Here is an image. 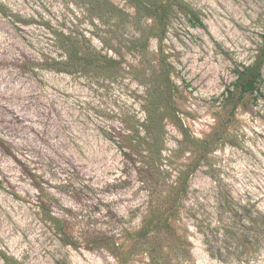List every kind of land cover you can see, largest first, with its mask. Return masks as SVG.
I'll list each match as a JSON object with an SVG mask.
<instances>
[{
	"label": "rangeland",
	"instance_id": "rangeland-1",
	"mask_svg": "<svg viewBox=\"0 0 264 264\" xmlns=\"http://www.w3.org/2000/svg\"><path fill=\"white\" fill-rule=\"evenodd\" d=\"M90 1L0 0V264H117L102 239L123 242L149 214L154 187L177 176L174 165L196 158L168 117L160 163L145 165L126 146V122L145 117L134 75L146 65L125 46L132 26L110 33ZM111 1L134 12L127 0ZM186 1L205 26L176 16L162 44L174 66L178 115L193 136L218 128L223 138L191 177L177 223L188 256L168 251L169 262L264 264V82L263 95L247 97L234 114L222 95L234 68L251 63L262 43L264 0ZM76 36L116 57L117 68L89 75L48 67L65 59L58 37ZM149 46L156 63L159 44L151 38ZM224 196L233 201V239L222 232L207 244L198 225L216 223ZM45 204L66 221L75 245L46 219ZM128 264L150 259L137 253Z\"/></svg>",
	"mask_w": 264,
	"mask_h": 264
},
{
	"label": "trees",
	"instance_id": "trees-1",
	"mask_svg": "<svg viewBox=\"0 0 264 264\" xmlns=\"http://www.w3.org/2000/svg\"><path fill=\"white\" fill-rule=\"evenodd\" d=\"M134 8L131 14L116 6L111 0H91L89 10L109 27L110 33H121L122 29L132 26V35L126 39L128 51L138 53L146 66L139 67L135 73V79L144 87L142 107L145 113L144 119L128 120L126 122L127 147L141 155L145 165L148 161L152 164L160 163L163 159V140L165 135L164 118L171 119L180 130L184 143L195 148L196 158L180 163L181 167L173 166L177 170V176L163 187H154L156 191L155 201L150 205L149 214L143 219L136 230L125 231L124 241L115 242L114 238L102 239V246L108 249L117 259V264H128L133 255L137 253L147 254L150 264H170L169 252L177 254L184 259L187 249L184 246L183 235L179 233L177 223L182 219V210L190 188V180L199 168L206 155L214 151L216 143L223 138L217 128L216 132L207 138H197L192 135L189 127L182 117L178 115L175 103L177 85L172 79L174 66L168 61V55L162 48L167 36L168 28L176 16L184 15L191 26L204 27V21L199 12L186 0H127ZM2 12V9L0 8ZM151 19V25H147ZM154 38L158 46V61L153 63L149 42ZM105 41V39H103ZM58 46L65 54V59H52L50 68L60 72H82V74H105V70L117 68L120 61L97 49L85 38H61L58 37ZM117 51V49H113ZM264 34L255 58L251 63H241L234 68L236 75L231 85L226 86L222 95L230 112L234 114L239 105L247 98L258 99L263 95L261 88L264 82ZM175 151L174 156H176ZM172 164L174 161L165 158ZM175 162V161H174ZM145 182H149L148 178ZM159 190V191H158ZM46 219L53 225L61 239L66 244L75 245L66 221L55 215L48 205L41 206ZM238 215L235 214V217ZM216 223L209 221L206 225H198L207 244L211 237L224 233L229 239H233V201L226 196L222 197L217 207ZM169 236V247L160 242ZM127 242H129L127 244ZM169 248V249H168ZM5 261L9 257L1 253Z\"/></svg>",
	"mask_w": 264,
	"mask_h": 264
}]
</instances>
